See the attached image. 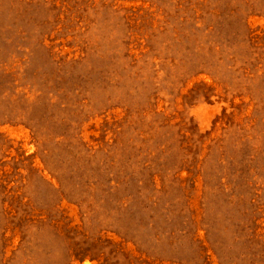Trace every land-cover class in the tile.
<instances>
[{
    "label": "rangeland",
    "instance_id": "374dc122",
    "mask_svg": "<svg viewBox=\"0 0 264 264\" xmlns=\"http://www.w3.org/2000/svg\"><path fill=\"white\" fill-rule=\"evenodd\" d=\"M0 264H264V0H0Z\"/></svg>",
    "mask_w": 264,
    "mask_h": 264
}]
</instances>
